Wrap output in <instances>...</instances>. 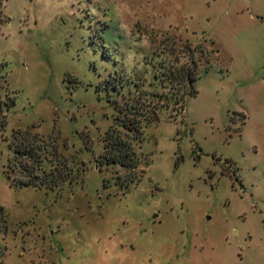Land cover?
Here are the masks:
<instances>
[{"label":"rangeland","instance_id":"374dc122","mask_svg":"<svg viewBox=\"0 0 264 264\" xmlns=\"http://www.w3.org/2000/svg\"><path fill=\"white\" fill-rule=\"evenodd\" d=\"M2 13L0 264H264V0H6ZM165 52H199L197 94L144 128L141 180L122 188L127 172L101 163L116 115L102 82ZM24 131L67 159L58 187L12 184Z\"/></svg>","mask_w":264,"mask_h":264},{"label":"trees","instance_id":"16d2710c","mask_svg":"<svg viewBox=\"0 0 264 264\" xmlns=\"http://www.w3.org/2000/svg\"><path fill=\"white\" fill-rule=\"evenodd\" d=\"M5 1L0 0V25L4 22L2 8ZM165 53L168 54L167 59H154L151 65L145 64L149 70L144 74L151 77L148 82L144 74L135 79H122L114 74L102 82L115 105L116 115L104 138L101 163L119 166L127 172V178L119 182L122 188L141 180L143 170L138 171L141 161L134 145L142 142L144 128L158 121L162 110L168 111L171 117L181 116L187 99L197 94L195 82L199 77V52ZM162 55L157 54V57ZM182 58L185 61L182 62ZM157 87L161 89L157 90ZM0 117V127L3 128L5 116ZM9 146L13 150L9 171L16 173L12 181L15 187L54 189L60 181H64L68 172L67 159L60 157L54 146H51V152L48 144L37 134L29 131L13 133ZM52 160L53 163L66 165L65 169L56 165L46 170L45 164Z\"/></svg>","mask_w":264,"mask_h":264}]
</instances>
